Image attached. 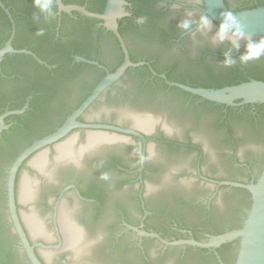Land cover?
I'll list each match as a JSON object with an SVG mask.
<instances>
[{
	"label": "flooded vegetation",
	"instance_id": "obj_1",
	"mask_svg": "<svg viewBox=\"0 0 264 264\" xmlns=\"http://www.w3.org/2000/svg\"><path fill=\"white\" fill-rule=\"evenodd\" d=\"M124 1V15L117 19V30L129 60L143 64L127 68L76 121L128 129L137 135L74 128L30 155L18 168L15 179L20 224L30 245H59L34 247L42 264L47 263L41 252H56L63 247L59 209L66 205L76 213L71 223L80 234L82 226L78 223L85 219L92 225L100 222L110 231L102 255L113 263L187 264L198 257L205 264H234L238 239L215 248L167 243L191 240L206 243L212 237L241 228L250 207V195L244 188L230 184L254 183L264 166V157L240 159L237 144L242 136L236 124H244L252 134L264 135V103L226 106L193 95L177 84L222 89L260 81L259 78H264V38L228 37L204 14L201 0ZM62 3L83 6L86 10L91 6L97 10L93 13L101 14L107 0L68 3L62 0ZM224 3L231 13L264 6L262 0H239L234 5L224 0ZM82 18L93 19L59 12L55 0H0V49L10 41L13 49L26 50L45 63L39 64L28 54H5L0 60L2 198L6 224L16 241L14 247L9 246L0 226V264H22L18 252L25 264H30L7 212L6 177L10 165L33 142L61 127L107 72H115L124 61L119 41L103 22L94 19L96 22L88 25L80 22ZM108 44L112 47L110 51ZM140 44L156 47V54L135 55ZM109 53L114 57L113 66L103 59ZM77 57L96 65L76 61ZM132 73L139 76L136 88H124L122 83ZM233 83L237 84L230 85ZM168 94L185 98L180 112L191 109L199 127L204 107L218 116L216 121L203 126L209 132L223 133L211 138L225 146L219 156L228 174L215 170L206 146L190 132L179 137L169 135L159 124H151L145 130L106 118H86L104 98L140 104L153 103L155 97ZM20 110L18 114H8ZM143 119L150 121L153 116L147 114ZM89 134L103 135L108 140L89 144ZM66 141L73 148V155L62 160L57 148ZM44 150L58 174L57 182L50 180L43 169L31 165ZM186 162L190 164L185 166ZM28 177L35 180V195L41 189L51 193V200L44 203L51 216V232L43 228L44 234L36 235L35 239L25 226L18 203L20 181ZM78 244L69 246L64 254H71Z\"/></svg>",
	"mask_w": 264,
	"mask_h": 264
},
{
	"label": "water",
	"instance_id": "obj_2",
	"mask_svg": "<svg viewBox=\"0 0 264 264\" xmlns=\"http://www.w3.org/2000/svg\"><path fill=\"white\" fill-rule=\"evenodd\" d=\"M204 7V14L228 37L234 40H244L247 38H264V6L253 9L243 10L236 13H231L225 6L224 0H201ZM239 0H228L230 5H234ZM264 1V0H262ZM59 12H77L85 17L101 20L104 26L109 29L119 41L123 54L124 61L116 69L115 72L109 73L101 80L93 89L90 96L80 105V107L69 116L66 121L54 133L33 142L31 146L22 151L10 165L6 177V203L7 212L10 223L13 227V232L16 234L24 253L30 264H42L37 258L34 247L42 248H58L57 246H45L43 244L30 245L26 234L20 224L15 200V179L18 168L24 160L39 149L48 146L62 137L74 128L96 129L112 131L119 134H134L135 132L128 129H121L109 125H94L82 124L76 121V118L97 98V96L109 87L114 81L120 78L125 70L129 67H137L143 63H132L129 60L128 53L124 42L117 30V19L124 15L122 5L124 0H107V4L103 13H93L86 10L85 7L69 4L65 5L62 0H55ZM7 13V11L5 10ZM108 50L112 48L107 45ZM140 47L135 50V55L153 56L156 54V47L140 44ZM5 54H28L26 50H15L12 48L10 41L0 49V60ZM33 56V55H32ZM35 60L45 65L43 61L33 56ZM104 61L113 66L115 61L112 53L105 54ZM76 61L94 64L85 58L77 57ZM158 67H162L161 63H157ZM151 70V69H150ZM152 73H154L151 70ZM139 82L137 73H132L127 76L122 83L124 88H136ZM179 88L208 101L223 104L226 106H241L244 104L264 103V82L251 80L235 86L225 87L222 89H202L190 88L177 84ZM153 103L143 102L135 103L127 100L115 101L110 98H104L99 104L95 105L86 115L88 119L106 118L119 123L128 125H136L142 129L149 130L151 124H158L165 129L169 135L179 137L186 136L189 132L199 138L207 148L209 156L214 162V168L219 174H228L229 171L225 168L219 152L225 150V146L213 141L212 136H221L223 133L209 132L205 129L204 124H211L218 119L216 114H211L207 107L202 109L199 118V125L193 115L191 109H185L183 114L180 112L185 101L184 97L176 94H168L166 96L155 97ZM162 104V105H161ZM207 110V111H205ZM22 112L14 111L8 114H18ZM147 114H151L153 119L146 118ZM3 116H0V125L2 124ZM237 130L241 139L238 142V156L242 160H251L253 157H264V135H255L248 132L244 124L237 122ZM197 128H193L194 126ZM108 133H106L107 135ZM108 140V138L99 134H89L88 142L93 144L99 141ZM57 148L59 156L62 160L69 159L73 155V148H69V143ZM42 151V154L35 157L31 165L37 169H43L44 174L52 181H58V174L53 170L51 161L48 155ZM186 162L184 165L188 166ZM2 183L3 174L0 172V226L6 234L9 246L16 245L15 238L10 233L6 224V209L2 198ZM235 187L244 188L250 195V207L246 217L243 220L241 228L222 235L210 238L206 243L196 241H181L167 243L169 245L192 244L199 248H215L223 243L238 239V249L234 264H264V166L260 171L256 181L248 185L231 183ZM35 188V180L33 177L22 178L18 189V203L21 205L20 212L25 226L30 236L35 239L36 235L44 234L43 228L47 232H51L50 212L45 206V201L51 200L49 190L41 189L39 195L33 193ZM78 194V193H77ZM61 216V228L63 247L61 250L51 253L41 252V256L47 264H117L113 260H109L102 255V251L108 246L110 231L103 227L100 222L96 225L88 223V219L79 221L82 226V235L80 230L71 222L76 219V213L70 210L66 205L59 209ZM55 231L57 229L55 227ZM58 236V235H57ZM48 239V238H47ZM58 241L60 242L59 236ZM79 243V244H78ZM78 244L72 253H66L67 248L74 247ZM131 253L127 254L129 257ZM17 257L22 264H25L21 253H17ZM172 260V259H171ZM187 264H205L198 257H193Z\"/></svg>",
	"mask_w": 264,
	"mask_h": 264
},
{
	"label": "trees",
	"instance_id": "obj_3",
	"mask_svg": "<svg viewBox=\"0 0 264 264\" xmlns=\"http://www.w3.org/2000/svg\"><path fill=\"white\" fill-rule=\"evenodd\" d=\"M64 1H65V3H68L70 0H64ZM71 1H77L78 2V0H71ZM87 9L89 11H92V12L97 11L96 8L91 7V6L89 8H87ZM73 14L76 15V16H79L78 13L73 12ZM80 22L81 23H84V24L90 25V24L96 22V20H94V19H88V18H82V21H80ZM259 80L264 82V78H259ZM235 84H237V83H233V84H230V85H235Z\"/></svg>",
	"mask_w": 264,
	"mask_h": 264
},
{
	"label": "clouds",
	"instance_id": "obj_4",
	"mask_svg": "<svg viewBox=\"0 0 264 264\" xmlns=\"http://www.w3.org/2000/svg\"><path fill=\"white\" fill-rule=\"evenodd\" d=\"M255 55L259 56L260 55V52L259 51H256L255 52Z\"/></svg>",
	"mask_w": 264,
	"mask_h": 264
}]
</instances>
